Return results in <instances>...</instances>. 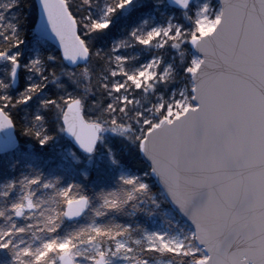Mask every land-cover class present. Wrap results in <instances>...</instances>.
Listing matches in <instances>:
<instances>
[{
	"label": "snow or ice",
	"instance_id": "obj_1",
	"mask_svg": "<svg viewBox=\"0 0 264 264\" xmlns=\"http://www.w3.org/2000/svg\"><path fill=\"white\" fill-rule=\"evenodd\" d=\"M0 264H264V0H0Z\"/></svg>",
	"mask_w": 264,
	"mask_h": 264
}]
</instances>
